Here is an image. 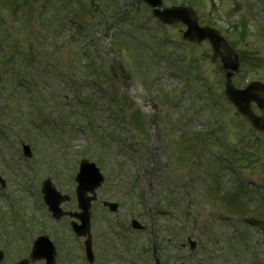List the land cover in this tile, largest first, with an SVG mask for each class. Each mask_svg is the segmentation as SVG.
Returning <instances> with one entry per match:
<instances>
[{
	"label": "rangeland",
	"instance_id": "obj_1",
	"mask_svg": "<svg viewBox=\"0 0 264 264\" xmlns=\"http://www.w3.org/2000/svg\"><path fill=\"white\" fill-rule=\"evenodd\" d=\"M12 1L0 0V37L6 30L11 36L0 43V62L10 63L15 46L27 55L34 51L35 63L23 76L32 84L35 111L24 97L13 99L3 79L2 264L27 258L33 239L41 235L55 244L56 264H87L70 220L55 223L40 193L41 183L50 179L71 198L61 208L77 211L74 178L82 159L104 176L90 210L94 264H154L152 253L142 252L152 242L162 264H192L190 253L201 264H249L241 239L230 237L235 248L225 237L217 240V233L231 232L217 219L236 220L241 214L257 226L248 232L264 261V135L247 132L239 143L243 132L232 127L234 112L223 96V76L219 64L210 61L209 45L186 44L183 26L160 25L135 0H32L37 3L18 16H11ZM162 2L165 7L191 2L201 25L218 30L237 52L262 61L253 70L241 62L237 82H264V0ZM38 4L50 5L43 16L45 6ZM124 10L128 14L121 21L118 14ZM242 20L249 27L241 37ZM12 60L6 67L21 69L22 56ZM113 63L130 75L128 92L110 75ZM77 101L88 104L85 112ZM136 112L141 133L133 128ZM22 143L30 147L31 159L22 155ZM107 201L118 204L117 213L103 207ZM132 219L144 230L131 229ZM201 223L215 241L206 242L210 256L200 245ZM189 238L195 251L189 250Z\"/></svg>",
	"mask_w": 264,
	"mask_h": 264
},
{
	"label": "water",
	"instance_id": "obj_2",
	"mask_svg": "<svg viewBox=\"0 0 264 264\" xmlns=\"http://www.w3.org/2000/svg\"><path fill=\"white\" fill-rule=\"evenodd\" d=\"M152 8V14L161 22L171 25L183 24L187 26V31L183 34V39L193 43H200L204 40H208L213 51L212 60L219 58L222 62V70L225 74V96L232 101L237 108L238 112L247 117L252 123L253 127L258 131H263L264 127L260 120L256 119L249 111L250 102L254 101L260 109H264V86L259 83H251L246 90L237 91L231 85V76L238 69V60L235 53L228 47L226 41L220 37L218 32L208 27L201 28L199 22L189 8H161V0H141ZM114 72H117L123 81L126 80L122 74L120 67H114ZM26 155H29L28 148H24ZM77 197L79 208L82 213L79 215H71L77 217L81 221V226L72 224L74 232L79 236H85L89 234V213L90 202L95 199L94 191L103 182V178L99 175L98 170L93 164H88L83 161L80 165V172L76 177ZM42 193L44 194V201L48 205L49 210L52 212L56 219L63 216L59 209V205L67 201V197H61L50 182L47 180L43 183ZM90 193L92 197H86ZM110 210L115 211L116 205H110ZM133 227L139 229L140 226L133 222ZM90 248V245L87 244ZM41 258H46L48 264H53L54 251L53 246L48 242L46 238H39L34 243L32 252V260L37 261ZM1 259V257H0ZM20 264H28L22 262ZM158 264V262H157Z\"/></svg>",
	"mask_w": 264,
	"mask_h": 264
},
{
	"label": "trees",
	"instance_id": "obj_3",
	"mask_svg": "<svg viewBox=\"0 0 264 264\" xmlns=\"http://www.w3.org/2000/svg\"><path fill=\"white\" fill-rule=\"evenodd\" d=\"M2 69H0V75L2 74L1 72ZM0 86H1V83H0ZM10 86H12L14 88V94H21V95H24L26 94V91L24 90V84L23 82H20V81H17L14 77V81L12 79H10ZM1 90V88H0ZM7 109V107L5 106L4 110ZM2 110V108L0 107V111ZM245 232V233H244ZM239 231V230H235L234 232H231L232 235H235V236H240L242 234H245L246 235V239H245V242L248 244V245H252L254 242H253V239L250 238L249 236V233L247 231ZM226 236V234H225ZM237 239V238H235ZM229 242H232L231 240ZM250 253H252V250H250ZM248 263L249 264H264V261H261L260 258L257 257L256 254H251L250 257H248Z\"/></svg>",
	"mask_w": 264,
	"mask_h": 264
},
{
	"label": "flooded vegetation",
	"instance_id": "obj_4",
	"mask_svg": "<svg viewBox=\"0 0 264 264\" xmlns=\"http://www.w3.org/2000/svg\"><path fill=\"white\" fill-rule=\"evenodd\" d=\"M234 84L236 86V88H242L243 86V83H238L237 82V77L234 78ZM233 112L235 111L234 108L231 106ZM252 111L254 112V114L257 116V117H263L264 116V113H262L261 111H259L255 106L252 107ZM239 118L243 121V123L250 129L251 126L248 122H246V120L244 118H242L241 116H239ZM234 127L236 126L235 124L233 125ZM257 134V133H256ZM257 135H260V134H257ZM264 135V134H263Z\"/></svg>",
	"mask_w": 264,
	"mask_h": 264
}]
</instances>
